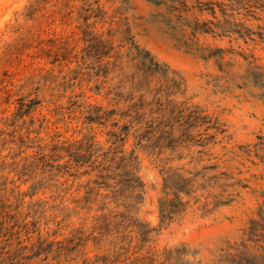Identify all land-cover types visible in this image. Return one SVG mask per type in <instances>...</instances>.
Segmentation results:
<instances>
[{"label":"rangeland","instance_id":"1","mask_svg":"<svg viewBox=\"0 0 264 264\" xmlns=\"http://www.w3.org/2000/svg\"><path fill=\"white\" fill-rule=\"evenodd\" d=\"M134 45L158 63L148 77ZM123 124L134 224L94 228L97 205L74 202L86 175L29 194L0 167L18 184L0 264H264V0H0L1 157L62 163Z\"/></svg>","mask_w":264,"mask_h":264},{"label":"trees","instance_id":"2","mask_svg":"<svg viewBox=\"0 0 264 264\" xmlns=\"http://www.w3.org/2000/svg\"><path fill=\"white\" fill-rule=\"evenodd\" d=\"M106 47L105 53H109L112 46L106 45ZM134 48L137 50V55H141L139 70H142L145 76L148 77L158 68V63L153 60L148 51L138 48L136 45H134ZM98 111H100V108L91 111L87 116L88 119L97 120V116L95 117L92 114ZM102 113L109 116L116 113V110L111 109ZM112 126L119 127L118 121H114ZM129 128L130 124H123L120 126L119 131L115 129L110 131L108 139L110 144L104 150L96 145L92 136H85L84 140L75 146H65L64 152L67 159L62 163H54L62 156L55 155V153L46 156L40 152L15 160L14 158L19 156L21 152L19 151L10 156V158H13L11 162H6L7 155L2 157L0 155V167H10V171L17 175L19 182H30L31 192L29 194H33L40 186L47 185L51 181L55 183L56 187H62L61 190L67 191L75 180L86 175L88 178L80 184L85 189V195L82 199L74 202L76 206L86 210L92 209L93 204L97 205L95 210L100 213L94 217V228L103 232L112 227L133 225L136 219L132 218L130 213L136 202L135 200L140 198L137 192L140 184L134 174L135 156L132 152L127 153L123 149V143ZM80 168H83V170L80 171ZM38 170L42 175L45 173L46 177L35 179ZM59 177L63 179L59 180ZM15 181L14 179L8 181L5 178L0 183V214L2 215H5L9 207L7 197L4 195L6 184H11L10 192L13 194L15 188L18 187ZM102 189L107 190V192L102 193L100 191ZM110 203H113L114 208L122 206L123 210L118 211L110 208ZM116 218L117 221H115Z\"/></svg>","mask_w":264,"mask_h":264}]
</instances>
